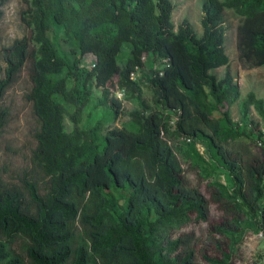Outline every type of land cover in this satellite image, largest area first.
I'll return each mask as SVG.
<instances>
[{"label":"trees","instance_id":"trees-1","mask_svg":"<svg viewBox=\"0 0 264 264\" xmlns=\"http://www.w3.org/2000/svg\"><path fill=\"white\" fill-rule=\"evenodd\" d=\"M8 1L0 0V25ZM22 1L30 34L0 50V99L30 61V99L40 121L32 163L48 184L40 194L24 179L26 196L0 179V264H25L23 257L30 264L241 263L245 234L264 231V100L253 91L241 100V119L252 107L263 128L251 121L247 142L238 140L245 133L230 115L239 88L225 53L222 12L242 19L239 61L262 66L264 0H204L201 37L188 19L175 27L171 0ZM54 25L75 44L72 63L48 35ZM124 44L131 55L119 69ZM88 56L93 62L82 85L94 79L103 88L101 104L108 103L116 74L125 98H138L141 86L131 74L146 57L160 61L148 82L164 110H133L132 126L104 134L99 124L80 128L79 99L56 76L65 70L76 76ZM218 67H225L220 79L209 73ZM57 97L76 109L70 112ZM140 106L147 108L144 101ZM6 115L0 110V130ZM219 168L231 188L212 179Z\"/></svg>","mask_w":264,"mask_h":264},{"label":"rangeland","instance_id":"rangeland-1","mask_svg":"<svg viewBox=\"0 0 264 264\" xmlns=\"http://www.w3.org/2000/svg\"><path fill=\"white\" fill-rule=\"evenodd\" d=\"M204 0H171L174 5L172 11V21L177 27L184 19H188L194 33L197 37L202 36V27L200 20L202 18L201 5ZM23 7L22 0H9L2 7L4 18L0 25V50L3 46L10 45L15 39L28 37L30 28L21 20L20 11ZM224 33V48L228 56V64L233 76L234 82L239 88V98L231 105L230 115L235 127L244 132L245 135L238 140L247 142L246 134L250 128V122L258 123L263 128L262 119L255 113L253 108L249 109V118L246 121L241 119L239 104L249 91H253L257 97L264 100V65L252 66L244 64L238 59L236 47L237 28L242 23V19L233 13L232 10L224 9L222 12ZM54 41L59 55L65 56L69 63H72L75 48L74 42L64 41V33L61 27L53 26L48 33ZM129 44H124L117 57L119 69L124 67L126 60L130 57ZM93 57L88 56L81 59L79 72L75 75L65 70L56 77H65L68 82V88L72 89L79 99L80 107V128L92 129L100 125L99 134L106 133L109 129L122 126H132V119L128 115L133 110H141L145 115L155 109L164 108L156 103L155 96L148 82L151 70L160 67L162 63L149 56L144 58V66L133 74L141 86V93L138 98L128 100L121 96V89L116 82L118 74L113 76V84L109 87L108 103L101 104L103 99V88L97 86L93 79L87 83L86 89L90 91L86 94V89L82 85L85 74L90 70ZM4 63L0 56V77L3 76ZM30 61H27L12 84L5 90L0 99V110H6V124L0 130V179L7 185H16L20 187L26 195L24 189V179L36 183L38 191L43 194L46 191L48 178L33 165L32 154L37 146L35 138L36 132L40 130V121L33 113L32 100L30 99L31 83L28 77ZM225 67L211 69L209 73L215 75L218 79L224 76ZM57 99L65 105L70 112L76 109V106L67 103L63 98ZM112 99L119 102V107H111ZM144 101L147 108H141L140 102ZM115 112L117 115L115 116ZM173 117V114H172ZM66 130L70 131L72 123L68 116L65 117ZM137 126H134L136 128ZM212 179L225 183L232 187V181L228 174L221 168L213 172ZM27 196V195H26ZM264 202V197L260 203ZM18 252V245H14ZM242 261L239 264H264V234L257 236L247 232L240 246ZM23 257V256H22ZM25 264H30L27 258H24Z\"/></svg>","mask_w":264,"mask_h":264},{"label":"built area","instance_id":"built-area-1","mask_svg":"<svg viewBox=\"0 0 264 264\" xmlns=\"http://www.w3.org/2000/svg\"><path fill=\"white\" fill-rule=\"evenodd\" d=\"M131 79H134V78H133V74H131ZM120 93H121V96L125 97L123 91H121ZM177 113L179 114V112H177ZM175 120H176V117L174 116V117L172 118V120L170 121V124L173 125L174 122H175ZM186 141H189V139H186ZM197 147H198L200 150H202V148H201L199 145H197ZM262 234H264V231H259V232L256 233L255 235H257V236H261Z\"/></svg>","mask_w":264,"mask_h":264}]
</instances>
